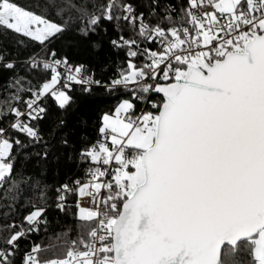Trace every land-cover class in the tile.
<instances>
[{"label": "snow or ice", "instance_id": "6c2138e0", "mask_svg": "<svg viewBox=\"0 0 264 264\" xmlns=\"http://www.w3.org/2000/svg\"><path fill=\"white\" fill-rule=\"evenodd\" d=\"M0 30V264H264V0H0Z\"/></svg>", "mask_w": 264, "mask_h": 264}, {"label": "trees", "instance_id": "16d2710c", "mask_svg": "<svg viewBox=\"0 0 264 264\" xmlns=\"http://www.w3.org/2000/svg\"><path fill=\"white\" fill-rule=\"evenodd\" d=\"M19 2L26 6L34 7L37 11H39V6L43 4L44 0H19ZM109 35H114V32L112 31L110 25H109ZM17 38H18L17 35L11 31L4 32L3 30H0V50L7 49L9 52L14 51ZM24 39H27V38H24ZM113 60H115V57H113ZM6 75L7 73H5L2 69H0V83L3 82V79L6 77ZM101 94H102V90L98 89L97 90L98 99L94 100L92 105L89 106V108L94 107V106H106L108 103L113 102V101L108 100L107 98H100ZM83 111H84V106L73 105V108L70 109L68 113L66 114L67 123L69 124V127L74 129L77 132L79 131L77 121L79 120L80 115L83 113ZM55 178L63 179L64 178L63 172L60 174V176L55 177ZM0 195H2V190H0ZM20 195H21V200L18 201V204H22L23 197L25 195H30V193L25 191V192H22ZM6 203L7 201L0 198V205H4ZM2 212H3V208L0 207V213ZM22 215H23V212H21L20 216L16 218L20 219ZM54 215L55 213L50 212V219ZM3 222H4L3 218L2 216H0V224H2ZM57 227L58 226L54 224L53 230H55Z\"/></svg>", "mask_w": 264, "mask_h": 264}]
</instances>
